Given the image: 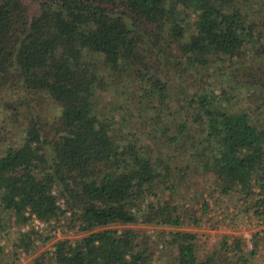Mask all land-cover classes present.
<instances>
[{"label": "trees", "instance_id": "obj_1", "mask_svg": "<svg viewBox=\"0 0 264 264\" xmlns=\"http://www.w3.org/2000/svg\"><path fill=\"white\" fill-rule=\"evenodd\" d=\"M207 194L263 216L264 0H0V264H264Z\"/></svg>", "mask_w": 264, "mask_h": 264}, {"label": "rangeland", "instance_id": "obj_2", "mask_svg": "<svg viewBox=\"0 0 264 264\" xmlns=\"http://www.w3.org/2000/svg\"><path fill=\"white\" fill-rule=\"evenodd\" d=\"M252 197L254 199L256 196L253 195ZM206 200L209 202L207 216L215 217L219 222L216 223L215 225H210V222L208 220H205L203 224L200 226L199 229L205 232V234L202 235L201 237L202 246L204 245L208 247V245L212 241H214V239L217 237L218 233L239 232L243 234L245 237L244 244L246 249L250 250L252 248V239H251L252 233L256 230L259 231V234L264 233V213L262 217H256L253 215H249L248 213H244L243 216H241V218H238L237 225L235 227L232 226V224H230L231 217L229 216L224 217L225 208L223 205L217 206L215 208L213 205V201L211 200L208 194L206 196ZM60 202H62V200H60ZM226 203H227V199L224 198L223 204L225 205ZM227 205H228L227 207L228 212L233 211V205L232 204H227ZM50 222L53 223V220H51ZM64 223H65V217H62L60 220V225L53 226V228L51 229V232L55 234V237L63 236V235H66L68 237H74L75 235H77L76 233L73 232L72 228L63 225ZM48 225L49 224L47 222H43L40 220L39 222H36L33 219H31L29 222H27V224H23L20 227V229L27 230L33 227L35 229L42 231ZM146 228H147V233L150 234L151 236H154L155 227L146 226ZM37 243H39V245H41V248H43L48 246L51 243V240L48 242H43L42 239H38ZM0 244H3L7 250H10L12 248L11 244H7L3 238L0 239ZM258 258L264 262V244H262L260 247ZM29 259H30V255L26 251L19 250L17 258L14 259L15 260L14 264H28ZM1 264H13V263L11 261H8V262H2Z\"/></svg>", "mask_w": 264, "mask_h": 264}, {"label": "built area", "instance_id": "obj_3", "mask_svg": "<svg viewBox=\"0 0 264 264\" xmlns=\"http://www.w3.org/2000/svg\"><path fill=\"white\" fill-rule=\"evenodd\" d=\"M32 219L36 222H39V219L37 217H35V215H32Z\"/></svg>", "mask_w": 264, "mask_h": 264}]
</instances>
